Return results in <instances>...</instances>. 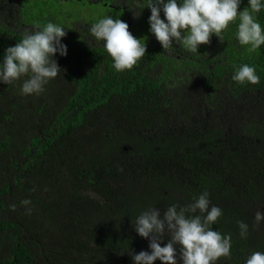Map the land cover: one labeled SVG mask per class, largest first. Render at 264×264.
I'll return each mask as SVG.
<instances>
[{
  "label": "trees",
  "instance_id": "1",
  "mask_svg": "<svg viewBox=\"0 0 264 264\" xmlns=\"http://www.w3.org/2000/svg\"><path fill=\"white\" fill-rule=\"evenodd\" d=\"M86 1L38 0L41 29L51 22L70 30L83 7H96L92 17H83L91 42L84 35L66 42L62 73L44 92L22 95L27 77L0 83V264H48L37 261L17 223L7 218L8 198L19 197L27 220L41 224L43 240L53 228L39 184L64 174L72 184L63 193L66 200L56 202L67 205L60 208V228L69 233L73 256L80 257L70 264H134L130 250L150 252L149 240L134 229L136 218L152 207L163 214L173 204L187 206L199 196L181 176H164L168 167L186 171L188 179L202 178L209 210H222L210 227L234 242L230 256L215 264H245L253 252L264 253V222L256 226L254 220L257 211L264 213V44L256 51L240 45L237 17L221 33L223 42L213 34L197 52L180 42L164 50L149 31L150 0H110L115 8ZM247 6L241 0L238 12ZM253 15L264 34V7ZM109 16L130 22L129 31L146 46L131 70L116 71L104 44L90 32ZM9 31L0 25V63L7 46L24 35ZM7 36L17 38L7 42ZM245 64L255 68L258 84L233 81ZM37 96L35 109L27 108ZM238 221L249 225L247 238L240 236ZM168 238L165 233L161 246ZM177 261L182 264L179 251Z\"/></svg>",
  "mask_w": 264,
  "mask_h": 264
},
{
  "label": "clouds",
  "instance_id": "2",
  "mask_svg": "<svg viewBox=\"0 0 264 264\" xmlns=\"http://www.w3.org/2000/svg\"><path fill=\"white\" fill-rule=\"evenodd\" d=\"M240 3L241 0H182L179 4L178 0H150L146 6L151 12L149 31L164 50L180 42L189 51L197 52L200 45L210 43L213 34L223 42L221 33L239 17L238 42L242 46L250 45L249 51H256L264 44V34L253 13L260 12L264 5L261 0H248V6L238 12ZM90 32L97 41L104 42L118 72L131 70L147 52L141 39L134 37L129 25L121 19L114 20L110 16L100 19L91 26ZM66 35L63 27L51 22L42 29L25 32L19 43L5 50L0 63V83L7 85L27 77L20 90L22 95L44 92V86L61 70L53 57L57 53L67 55V46L61 43ZM232 79L252 85L260 81L255 68L247 64L241 66ZM30 203L29 200L21 201L22 205ZM209 204V193L204 191L193 203L183 207L173 204L163 214L154 207L143 211L133 226L140 237L149 240L150 252L137 254L130 250L134 264H155L157 260L161 264H178V251L182 264H215L220 257L230 256L231 236H222L210 227L222 215V210L217 206L209 210ZM11 207L15 210L16 206ZM30 212L31 209L28 214ZM254 220L259 226L264 222V213L257 211ZM237 223L240 236L247 238L249 225L244 221ZM165 233L169 238L161 246ZM245 264H264V253L253 252Z\"/></svg>",
  "mask_w": 264,
  "mask_h": 264
},
{
  "label": "rangeland",
  "instance_id": "3",
  "mask_svg": "<svg viewBox=\"0 0 264 264\" xmlns=\"http://www.w3.org/2000/svg\"><path fill=\"white\" fill-rule=\"evenodd\" d=\"M28 1V0H27ZM33 5L38 7V0H33ZM30 4V2H29ZM30 6H32L30 4ZM95 6H90V7H83L81 9V11L78 13V18L74 19L72 22H75L77 19L79 20L78 22H75V24L72 26L75 28H78L79 30L81 28H83L82 26H85V22L83 20V17H92L93 12H95L93 9H95ZM78 12V11H77ZM35 17H37L36 15H34ZM69 22V21H67ZM11 33V31H9ZM84 37V36H82ZM87 42L90 43L91 42V38L87 37ZM58 65L60 66L61 70L59 72L58 75H60L62 73L63 70V56L56 54L53 57ZM67 66V63L65 62L64 67ZM57 75V77H58ZM55 77L53 80H56ZM65 78H63L64 80ZM65 81V80H64ZM66 82V81H65ZM56 86H61L60 83L55 82L54 83ZM61 89H66L61 88ZM35 101H31L28 105L27 108L29 109H35V106L38 104V96L33 98ZM44 99V98H43ZM46 101V100H44ZM53 100L48 101V103H50ZM36 102V103H34ZM35 113V111H34ZM101 124H98L99 129ZM88 138H92L93 136L88 135ZM52 168V167H51ZM54 169V168H52ZM187 172L186 171H178L176 169H174L173 167H168L166 169H163V174L164 176L170 175V174H175L177 175V177H182L184 181H186L187 183H189L192 187V189L194 190V192L197 195H200L203 191H204V180L202 178H197V179H188L187 176L185 175ZM6 177V180H8V177ZM70 175L68 176V174H64L61 178H57L56 181H54L53 179H41L42 181H45L46 183L44 184L43 182H41L40 185V190H39V196L46 200L45 204L47 205V211L49 210V212H45V217L48 218L51 223H52V230H48L46 231V235H48L47 237H43V240H40L38 238V225L40 226L41 224L38 223H34L33 221L29 222L27 220V215L25 214V208L22 206H20L19 202H18V198L19 197H9V204H8V210H7V218L16 222L17 225L19 226V233H20V238L22 239V241L26 242L27 245L33 249V251L36 254L37 257V261L39 258V261L48 263V264H52L56 262H64V264H70L71 262H76L80 260V257L77 256V258H75L74 256L76 255L75 253H73V251L70 249L69 247H67L68 242H67V237H69V233L63 229L60 228V226L63 225V223L61 222V218L64 217L63 213L64 211L60 210L61 209H66L67 205H65V203L63 205H61L60 207L56 204V202H61V200H66V198L64 197V194H68L70 192V187L72 184V180H70ZM9 181V180H8ZM52 197H55V199L53 200ZM12 205H15V210L12 209ZM55 219H54V218ZM48 219L44 220V224L42 227L43 235H45V223L49 222ZM56 221V224H55ZM25 224H27L28 227H25ZM213 230H216L218 232L221 233L222 236H228L227 234H225L222 229L217 228V227H213ZM81 239H83L81 237ZM63 241L64 244H63ZM234 242V238L231 237V243ZM9 246V245H8ZM8 248V247H7ZM65 250H68V255L65 254ZM5 249L2 251L3 255L5 254ZM39 251V253H38ZM74 255V256H73ZM82 262V261H81Z\"/></svg>",
  "mask_w": 264,
  "mask_h": 264
},
{
  "label": "flooded vegetation",
  "instance_id": "4",
  "mask_svg": "<svg viewBox=\"0 0 264 264\" xmlns=\"http://www.w3.org/2000/svg\"><path fill=\"white\" fill-rule=\"evenodd\" d=\"M83 1V0H79ZM32 6H30V4ZM110 0H87L86 3L88 4H102L104 6L109 5L111 8H115L112 4L109 3ZM33 0H0V25L7 28L14 34H25V32H31L38 28V7L33 5ZM90 7L89 5H86ZM36 15L37 17H35ZM131 17V16H130ZM85 20L88 19L87 17L84 18ZM130 19V18H129ZM130 22H127L129 27L131 28ZM80 30L75 27H71L70 30H66L65 32L67 35L61 39L62 44H66L68 40L78 41L77 38L84 35L87 38L89 35V26L86 24L82 26ZM41 29V28H39ZM17 36L10 37L7 36V42H13ZM5 40V43H6ZM3 43V46H7ZM79 44V42H77ZM101 43L104 44L102 41ZM9 47V45L7 46Z\"/></svg>",
  "mask_w": 264,
  "mask_h": 264
}]
</instances>
